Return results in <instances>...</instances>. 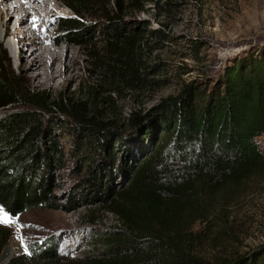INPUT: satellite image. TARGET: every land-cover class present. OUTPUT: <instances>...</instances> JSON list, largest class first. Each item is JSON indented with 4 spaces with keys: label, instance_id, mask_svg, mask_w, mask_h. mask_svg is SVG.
<instances>
[{
    "label": "trees",
    "instance_id": "1",
    "mask_svg": "<svg viewBox=\"0 0 264 264\" xmlns=\"http://www.w3.org/2000/svg\"><path fill=\"white\" fill-rule=\"evenodd\" d=\"M59 1L74 15L61 19L59 33L65 44L83 49L88 74L99 83H82L68 95L31 91L3 72L7 57L0 45L1 212L15 218L38 208L70 213L106 205L120 227L100 233V264H210L197 256L196 244L224 237L228 209L264 181V155L256 142L264 134V57L250 55L216 79L185 83L177 95L149 111H130L120 123L103 111L121 86L139 94L166 84L141 77L159 67L141 66L143 35L123 17L143 13L152 2L169 12L172 3ZM97 12V23L78 20L95 21ZM57 130L70 138L67 153ZM68 157L81 173V195L72 193L58 205L52 174ZM5 243L0 240V254ZM217 260L212 264H264V247ZM6 264L68 262L47 242L26 244Z\"/></svg>",
    "mask_w": 264,
    "mask_h": 264
},
{
    "label": "rangeland",
    "instance_id": "2",
    "mask_svg": "<svg viewBox=\"0 0 264 264\" xmlns=\"http://www.w3.org/2000/svg\"><path fill=\"white\" fill-rule=\"evenodd\" d=\"M50 1L51 8L57 6V13L52 24L47 23L43 29L50 30L47 35L56 46H52L51 42L46 45L61 47L77 56L70 76L58 78L51 86H41L31 80L30 74L23 75L24 70L17 67L14 58L16 50L12 47L16 42L11 36L14 20L9 24L8 33L0 28V45L7 57L1 63L3 72L13 77L20 86L52 95H68L82 83L98 85L99 80L90 78L88 74L83 49L65 44L59 33L61 19L74 18L73 13L59 0ZM169 1L172 3L169 12L154 7L152 2L143 13L130 11L123 17L127 26L137 27V33L143 35L139 43L141 66L159 67L158 71L141 73V77L165 80L166 84L154 91L144 90L139 94L121 86L122 93L115 95L113 105L103 111L107 118L114 119L115 116L122 123L121 120L130 111H149L160 99L177 95L185 83L216 79L224 67L250 55L264 57V0ZM12 11L13 5L8 6L7 12L11 14ZM46 13L43 11L44 16ZM29 18L31 20V16ZM94 19L83 17L78 20L88 24L97 23L98 12ZM42 25L40 23V27ZM22 29L26 31V27ZM149 31L161 32L168 39L163 40ZM44 45L40 44V47ZM55 135L60 144L66 147L67 153L71 146L70 138L64 137L65 133L58 130ZM256 142L264 155V134L257 137ZM52 178L58 205H64L70 194H80L78 184L82 176L73 158L68 157L64 168L53 172ZM227 212L224 237L213 242L210 239L201 240L195 246L197 256L210 264L219 261L217 259H234L264 247V181ZM0 220L6 221L0 222V240H6L0 254V264L24 253L28 243L47 242L53 244L56 253L68 264H100L104 258L100 233L120 227L118 218L106 205H82L70 213L61 209L38 208L25 211L15 218L5 216L0 210ZM200 227L198 225L196 229Z\"/></svg>",
    "mask_w": 264,
    "mask_h": 264
},
{
    "label": "bare ground",
    "instance_id": "3",
    "mask_svg": "<svg viewBox=\"0 0 264 264\" xmlns=\"http://www.w3.org/2000/svg\"><path fill=\"white\" fill-rule=\"evenodd\" d=\"M10 5H13L11 14L7 12ZM43 11L47 12L45 16L48 18ZM56 13L57 6L51 8L50 0H0V28L4 33H8L9 24L14 20L11 36L16 41L12 47L16 50L17 67L24 70L23 75L30 74L31 80L41 86H51L58 78L69 77L77 59L71 51L46 45L50 42L55 45L47 35L50 30L43 28L55 20ZM40 23L43 24L41 27ZM24 27L26 31L22 29ZM40 44L45 45L40 47Z\"/></svg>",
    "mask_w": 264,
    "mask_h": 264
},
{
    "label": "snow or ice",
    "instance_id": "4",
    "mask_svg": "<svg viewBox=\"0 0 264 264\" xmlns=\"http://www.w3.org/2000/svg\"><path fill=\"white\" fill-rule=\"evenodd\" d=\"M0 222H6V221H2V220H0Z\"/></svg>",
    "mask_w": 264,
    "mask_h": 264
},
{
    "label": "water",
    "instance_id": "5",
    "mask_svg": "<svg viewBox=\"0 0 264 264\" xmlns=\"http://www.w3.org/2000/svg\"><path fill=\"white\" fill-rule=\"evenodd\" d=\"M8 262V261H7ZM7 262L3 263V264H6Z\"/></svg>",
    "mask_w": 264,
    "mask_h": 264
}]
</instances>
